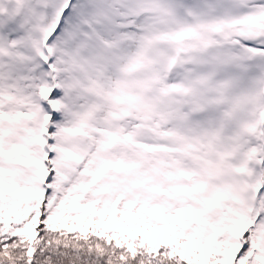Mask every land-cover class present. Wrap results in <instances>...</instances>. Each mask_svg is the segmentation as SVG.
<instances>
[{
  "label": "snow or ice",
  "instance_id": "obj_1",
  "mask_svg": "<svg viewBox=\"0 0 264 264\" xmlns=\"http://www.w3.org/2000/svg\"><path fill=\"white\" fill-rule=\"evenodd\" d=\"M0 264H264V0H0Z\"/></svg>",
  "mask_w": 264,
  "mask_h": 264
}]
</instances>
